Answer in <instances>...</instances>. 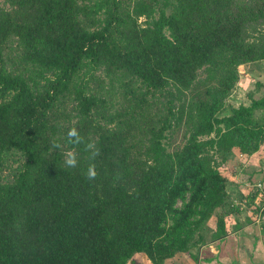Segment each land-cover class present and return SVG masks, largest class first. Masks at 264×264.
I'll use <instances>...</instances> for the list:
<instances>
[{
  "label": "trees",
  "instance_id": "trees-1",
  "mask_svg": "<svg viewBox=\"0 0 264 264\" xmlns=\"http://www.w3.org/2000/svg\"><path fill=\"white\" fill-rule=\"evenodd\" d=\"M259 61L264 0H3L0 264H164L226 236L219 167L259 150L264 95L226 99Z\"/></svg>",
  "mask_w": 264,
  "mask_h": 264
},
{
  "label": "crops",
  "instance_id": "crops-1",
  "mask_svg": "<svg viewBox=\"0 0 264 264\" xmlns=\"http://www.w3.org/2000/svg\"><path fill=\"white\" fill-rule=\"evenodd\" d=\"M263 152L264 148L260 147L255 154L245 159L236 153V157L241 158L237 172L238 181L233 184L227 182L226 186L227 193L233 201H240L243 198L239 202L243 208H245L244 200H248V205L251 207L254 206L251 202L256 201L255 209L251 210L248 207L242 209L235 215V220L228 221L226 223L228 234L223 238L209 242L198 249H192L188 253L177 254L175 259H168L164 264H264V212L257 221L254 219L259 204L256 198L261 196V193L253 187L255 183L261 182L264 191V163L258 160ZM137 258H135L136 264L148 262L147 259Z\"/></svg>",
  "mask_w": 264,
  "mask_h": 264
},
{
  "label": "rangeland",
  "instance_id": "rangeland-1",
  "mask_svg": "<svg viewBox=\"0 0 264 264\" xmlns=\"http://www.w3.org/2000/svg\"><path fill=\"white\" fill-rule=\"evenodd\" d=\"M162 1L163 0H160V2H162ZM2 4H3V0H0V6ZM19 69H21V68H19ZM238 72H239L238 80H237L235 86L233 87L230 95L226 99V103L231 105L232 107H238L239 105H249L251 103V101L257 100L264 95V61L240 65L238 67ZM96 74H97L96 76H99L100 72H96ZM100 82L102 83L104 88H107V86L109 84V80L106 77L104 78V76H103L101 78ZM254 117L260 123H263L264 122V109L255 110ZM177 139H178V137H177ZM260 147L264 148V142L262 143V145ZM236 153H237L236 150H233L232 152H230L228 154V156H226L227 157L226 161L222 162L220 164V167H219V170L221 171V173L226 177L227 182L231 183V184L236 183L238 181L237 172H238V165L240 164L239 160L241 158H239V157L237 158ZM16 158H17V155L10 157V159L7 163L8 169L7 168L5 169V173H8L9 169H11L12 167L16 166L19 163L20 160L18 162H15ZM244 159H245V157H244ZM258 160H260L261 162L264 163V152L258 157ZM231 193H233V192L231 191ZM234 193H235V191H234ZM259 199H260V196H258V198H256V200H258L257 203H260ZM242 200H243V198L240 199V201H242ZM240 201L239 200L233 201L232 197H230V195L228 194V198L226 199L225 204L223 205L222 209L218 210V213H220L221 215H224L226 223L228 221L235 220V215L238 214L242 209H245L247 207H248V209H251V210L255 209L256 201H255V203H254V201L251 202L252 205H254L253 207H251L248 205L249 201L244 200L245 208H243L242 205L239 203ZM243 211H245V210H243ZM256 213H258V206H257ZM255 217H256V215H255ZM215 222H216V218L212 217L206 223L204 231L206 232L207 237L209 236V234H211V231H212L213 227L215 226ZM206 239L209 240V237ZM182 254H185V253H181L179 255H182ZM176 255L173 257V259H175ZM137 257H138L137 259H140V260L146 259V256H143V255H140ZM173 259H172V261H173ZM127 264H129V263H127ZM147 264H149V263L147 262Z\"/></svg>",
  "mask_w": 264,
  "mask_h": 264
},
{
  "label": "clouds",
  "instance_id": "clouds-1",
  "mask_svg": "<svg viewBox=\"0 0 264 264\" xmlns=\"http://www.w3.org/2000/svg\"><path fill=\"white\" fill-rule=\"evenodd\" d=\"M68 135L69 136H76L77 135V131L75 128H72L69 130L68 132ZM66 163L69 165V166H75L76 163H77V159H76V156L74 153H69L68 154V157H67V160H66ZM88 174L89 176H94L95 175V171L93 168H89V171H88Z\"/></svg>",
  "mask_w": 264,
  "mask_h": 264
},
{
  "label": "built area",
  "instance_id": "built-area-1",
  "mask_svg": "<svg viewBox=\"0 0 264 264\" xmlns=\"http://www.w3.org/2000/svg\"><path fill=\"white\" fill-rule=\"evenodd\" d=\"M257 190H263L262 183L255 184L254 188ZM264 212V193L260 196V203L258 204V213L256 214L255 220L257 221L260 215Z\"/></svg>",
  "mask_w": 264,
  "mask_h": 264
}]
</instances>
